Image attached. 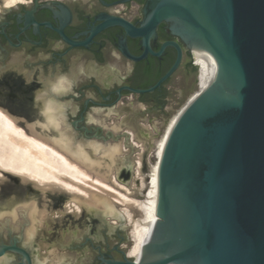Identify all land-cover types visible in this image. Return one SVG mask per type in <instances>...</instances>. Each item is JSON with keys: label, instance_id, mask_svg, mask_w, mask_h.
Listing matches in <instances>:
<instances>
[{"label": "water", "instance_id": "water-1", "mask_svg": "<svg viewBox=\"0 0 264 264\" xmlns=\"http://www.w3.org/2000/svg\"><path fill=\"white\" fill-rule=\"evenodd\" d=\"M162 21L189 52L200 48L213 58L214 79L167 134L157 162V220L144 238L140 260L120 250L122 259L105 254L97 264H264V0H147L141 25L126 29L130 35L146 34V51ZM112 23L126 26L107 17L90 35ZM65 39L84 45L89 37ZM169 43L178 53L165 74L148 87L127 88L151 92L179 67L180 47ZM195 66L183 96L173 91L167 114L147 108L150 119L167 117L197 87ZM184 72L180 67L168 85L179 90ZM84 130L86 137L101 131ZM5 175L47 193L32 181ZM117 218L124 220L121 214ZM7 252L18 259L7 264H35L17 238L0 244V257Z\"/></svg>", "mask_w": 264, "mask_h": 264}, {"label": "flooded vegetation", "instance_id": "flooded-vegetation-1", "mask_svg": "<svg viewBox=\"0 0 264 264\" xmlns=\"http://www.w3.org/2000/svg\"><path fill=\"white\" fill-rule=\"evenodd\" d=\"M146 2L25 0L4 8L0 11V98L11 110L40 120L51 115L48 107L54 105L62 112L61 126L70 124L81 133L86 128L89 134L99 133L101 126L88 118V110H119L125 101L136 100L149 110L167 114L173 91L183 96L196 66L192 52L172 35L166 22L158 23L155 34L148 37L146 51V34H129L126 27L141 25ZM107 17L120 18L126 26L112 23L90 35ZM88 37L84 45H72L65 39ZM171 41L181 50L179 67L151 92L129 89L148 87L165 74L178 53ZM144 52L142 58H133ZM180 67L185 72L177 90L168 84ZM58 81L61 87L52 90ZM118 240L124 241L120 233ZM114 250L120 252L117 246ZM100 253L115 258L109 252Z\"/></svg>", "mask_w": 264, "mask_h": 264}, {"label": "rangeland", "instance_id": "rangeland-1", "mask_svg": "<svg viewBox=\"0 0 264 264\" xmlns=\"http://www.w3.org/2000/svg\"><path fill=\"white\" fill-rule=\"evenodd\" d=\"M191 93L167 117L157 120L150 119L147 107L136 100L125 101L119 110H88V118L100 124L101 131L99 136L87 137L70 124L58 128L45 127L46 118L40 120L37 117H27V114L23 112H15L7 107L4 99L1 98L0 106L19 117L21 125L33 123L37 130L44 132L52 139L65 141L70 138L74 144L81 143L86 158L92 162L93 167L106 176L115 174L118 181L132 190L134 197L142 198L143 193L138 190L139 181L134 178L133 173V163L139 146H135L130 135L124 133V130L133 131L136 135L135 141L138 140L143 146L140 150L141 172L145 174L147 185L149 179L146 176L151 164L156 162L154 139L160 138L168 119L185 104ZM114 124H117L118 128H114ZM121 142L126 150L111 156L104 155V149L103 147L101 149V146L112 147ZM91 144L99 146L97 152L94 153ZM124 162L130 165V170L124 168ZM133 180H135L134 186L131 183ZM101 198L106 197H99V202H103ZM69 201L79 203L80 213H60L59 217L54 218V213L60 212ZM30 203L36 210L46 207L48 217L41 224L34 222L32 237L27 238V230L32 224L26 213V207ZM113 206L120 212V205L113 204ZM92 208L99 211V214ZM131 211L136 217L140 212L135 207H132ZM129 228L125 218L121 222L117 216L106 215L98 207L91 204L82 205L79 197L65 196L57 191H47L42 194L30 184L22 186L15 177L3 173L0 176V243L6 244L11 239L17 238L20 244H25L29 248L35 264H97L99 262L97 257L101 255L100 251L109 252L113 257L122 259V253L114 250V247L117 246L118 249L126 252V248L130 245ZM118 233L124 237L122 243L118 240ZM17 260V255L7 252L0 257V264Z\"/></svg>", "mask_w": 264, "mask_h": 264}, {"label": "bare ground", "instance_id": "bare-ground-1", "mask_svg": "<svg viewBox=\"0 0 264 264\" xmlns=\"http://www.w3.org/2000/svg\"><path fill=\"white\" fill-rule=\"evenodd\" d=\"M23 1L25 0H0V11L4 10L6 7L15 6ZM192 60L195 65H198L196 73L197 87L187 98L185 104L168 119L160 138L154 139L156 144V162L151 164L150 170L148 171L149 173L146 176V178L148 177L149 179L147 185L145 183V174L141 172L140 150L143 149V146L138 140L135 141L136 135L133 131L124 130V133L130 135L131 141L134 142L135 146H139L138 153L133 163V173L134 178L139 181L138 190L143 193L142 198L134 197L132 190L118 181L115 174L111 173L109 176H106V174L101 173L99 169L93 167L92 162L86 158L81 143L76 142V144H74L73 140L70 138L65 141H62V139H52L46 136L44 132L37 130L36 125L33 123L21 125L19 124L21 121L19 117L13 115L1 106L0 176L2 173L19 176L23 182L32 181L41 191L69 192L79 197L82 205L91 204L101 209L106 215L117 216L121 214L130 226V245L126 248L125 257L135 261L140 260L141 246L144 242V238L157 220V162L167 134L186 105L201 92L206 90L214 79L216 65L210 55L200 48H193ZM60 87V81H58V84H56L52 90H58ZM48 110L51 112V115L47 117L44 126L60 127L62 123V112L60 108L49 105ZM113 127L118 128V125L114 124ZM91 147L95 153L99 146L97 144H91ZM102 147L105 156H111L116 152L126 150L122 142L112 147H105L104 145L101 146V149ZM104 155L102 156L103 158L105 157ZM129 167L130 165L124 162V168L129 169ZM131 183L134 186L135 180ZM142 189L144 190L142 191ZM99 197L106 198H101L103 202H99ZM113 204L120 205L121 213L114 209L115 207ZM33 207L32 203L26 207L27 216H29L31 219L30 221H32L26 233L27 238L32 237L34 222L41 224L42 221L48 217L46 207L37 210ZM63 207L64 208L61 207L62 210L60 212L57 211L54 213V218L59 217L60 213L77 214L81 211L79 203L75 201H69L65 203ZM132 207L139 209L140 212L137 217L133 215L131 211ZM94 210L97 211L96 209ZM98 212L99 211H97V213ZM170 264L177 263L172 262Z\"/></svg>", "mask_w": 264, "mask_h": 264}, {"label": "trees", "instance_id": "trees-1", "mask_svg": "<svg viewBox=\"0 0 264 264\" xmlns=\"http://www.w3.org/2000/svg\"><path fill=\"white\" fill-rule=\"evenodd\" d=\"M191 67H193L191 64H189Z\"/></svg>", "mask_w": 264, "mask_h": 264}, {"label": "built area", "instance_id": "built-area-1", "mask_svg": "<svg viewBox=\"0 0 264 264\" xmlns=\"http://www.w3.org/2000/svg\"><path fill=\"white\" fill-rule=\"evenodd\" d=\"M195 65V64H194Z\"/></svg>", "mask_w": 264, "mask_h": 264}]
</instances>
